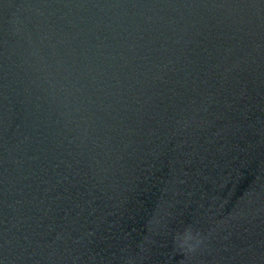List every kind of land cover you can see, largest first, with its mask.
I'll list each match as a JSON object with an SVG mask.
<instances>
[{"label": "water", "instance_id": "95a60500", "mask_svg": "<svg viewBox=\"0 0 264 264\" xmlns=\"http://www.w3.org/2000/svg\"><path fill=\"white\" fill-rule=\"evenodd\" d=\"M0 264H264V0H0Z\"/></svg>", "mask_w": 264, "mask_h": 264}, {"label": "clouds", "instance_id": "9594fccd", "mask_svg": "<svg viewBox=\"0 0 264 264\" xmlns=\"http://www.w3.org/2000/svg\"><path fill=\"white\" fill-rule=\"evenodd\" d=\"M206 239L207 238L202 236L199 232L194 233L193 230L188 227L185 228L183 233L177 234L175 243L180 252L189 255L196 252L197 249L205 243Z\"/></svg>", "mask_w": 264, "mask_h": 264}]
</instances>
